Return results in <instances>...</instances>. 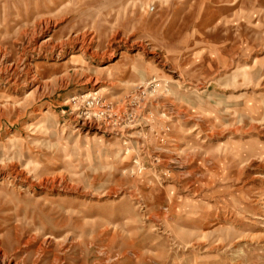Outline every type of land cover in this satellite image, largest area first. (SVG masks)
<instances>
[{
	"label": "rangeland",
	"instance_id": "374dc122",
	"mask_svg": "<svg viewBox=\"0 0 264 264\" xmlns=\"http://www.w3.org/2000/svg\"><path fill=\"white\" fill-rule=\"evenodd\" d=\"M0 264H264V0H0Z\"/></svg>",
	"mask_w": 264,
	"mask_h": 264
},
{
	"label": "bare ground",
	"instance_id": "6f19581e",
	"mask_svg": "<svg viewBox=\"0 0 264 264\" xmlns=\"http://www.w3.org/2000/svg\"><path fill=\"white\" fill-rule=\"evenodd\" d=\"M84 35V34H83ZM82 35V37H80V38H76V40L75 41H77V42H79L80 44H79V49H81V48H85L86 47V44H87V42H85V38H84V36ZM90 40V39H89Z\"/></svg>",
	"mask_w": 264,
	"mask_h": 264
}]
</instances>
